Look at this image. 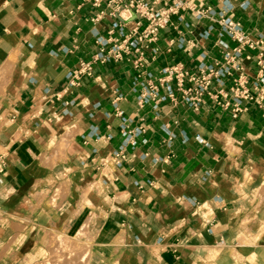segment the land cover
<instances>
[{
    "label": "crops",
    "instance_id": "crops-1",
    "mask_svg": "<svg viewBox=\"0 0 264 264\" xmlns=\"http://www.w3.org/2000/svg\"><path fill=\"white\" fill-rule=\"evenodd\" d=\"M135 1L172 3L0 0V264H47V233L75 236L87 221L86 264H264V101L242 100L234 114L229 91L241 73L254 93L257 51L245 47L240 69L208 87L223 95L206 92L196 107L180 102L175 78L159 82L169 66L198 75L221 62L222 45L237 46L221 33L225 19L264 37V0H203L213 15H171L172 26L141 43L143 66L132 47L118 61H93L144 29ZM81 62L90 74L71 85ZM147 72L165 98L139 106ZM191 86L185 78L182 89Z\"/></svg>",
    "mask_w": 264,
    "mask_h": 264
},
{
    "label": "built area",
    "instance_id": "built-area-1",
    "mask_svg": "<svg viewBox=\"0 0 264 264\" xmlns=\"http://www.w3.org/2000/svg\"><path fill=\"white\" fill-rule=\"evenodd\" d=\"M114 3L120 0H112ZM170 0H163V2H169ZM194 0H171V4L167 6V8L163 10H155L152 5H149L142 1H135L134 3V12L140 17L144 18L147 21L144 29L142 31H138V28L131 30L129 35L133 36V39L129 42L126 41L127 35L123 40L118 42L117 45H113L110 50L104 52L101 48L97 54L93 56V61H98L101 63L108 62L110 60L118 61L122 59L123 53H127L128 47H132L135 51H139L141 49V43L143 41L153 42L156 40V35L158 30L165 28L168 25L172 26L171 15H176L179 11H184L186 9L190 10L192 14L196 18H202L204 16L213 15L214 12L210 8L202 9V1L200 2L197 9L194 10L193 5ZM181 16H179V19ZM222 31L221 33H227L234 41L237 42V46L229 51L225 44L222 45L223 50V60L221 62L217 61L213 64L207 66L205 71L200 72L198 75L189 74L187 71H184L182 68H178L175 66H169L164 68L163 77L159 79L160 83H168L173 78L176 79L177 87L181 91L182 96L180 102L186 103L189 106L196 107L199 104V101L204 93H208L209 96L213 100H218L219 95H223L221 90H218L214 93L208 92V87L212 81H215L217 86H221L224 84L223 77L230 76L232 72L240 69L239 57L241 55V51L247 47L253 50H256L255 62L258 67L257 73L255 75L254 81L252 82V88L254 89V93H251L247 87V77L244 74H239L236 78L232 79V85L229 88V91L232 92L233 98L236 101L233 104V113L236 114L243 108L240 103L242 100L253 101L257 105L261 106L262 101H264V76H262V71H264V37L259 36L258 38H251L244 31H242L238 24L228 22L225 19L224 23L221 25ZM113 27H118L120 33L122 34L123 26H120L117 23L113 24ZM142 52L139 51V56L137 59L133 61V65L135 68L143 66L145 63L144 60L141 59ZM91 66L90 62L83 63L81 62L74 70H72L69 74V83L71 85H76L77 80L80 78L82 74H90ZM145 76V77H143ZM143 78L147 79L145 86L148 89V93L140 92L137 96V104L142 106L145 102L150 99H154L158 96L157 86L153 83L152 74L147 72L143 74ZM140 75H136L133 79L134 87L141 84L142 88L145 86L143 82H139ZM187 78L189 82L192 83V86L187 89H182V85L184 79ZM133 87V90L135 88ZM167 96L172 97L171 89L168 85H166ZM164 97L159 98L164 99ZM114 101H118L122 99L121 94H117L114 98ZM221 106H228L227 102L220 103ZM125 127H122L124 130ZM126 134V132H124ZM115 159L118 157L120 159L124 158L122 154V150H119L115 155ZM116 162V161H115Z\"/></svg>",
    "mask_w": 264,
    "mask_h": 264
},
{
    "label": "bare ground",
    "instance_id": "bare-ground-1",
    "mask_svg": "<svg viewBox=\"0 0 264 264\" xmlns=\"http://www.w3.org/2000/svg\"><path fill=\"white\" fill-rule=\"evenodd\" d=\"M38 109V108H37ZM40 110V109H39ZM33 115V114H32ZM31 125V124H30ZM74 129V128H73ZM68 130H70V129H68ZM72 130V129H71ZM76 130V129H75ZM70 133H74L75 131H69ZM68 133V131L66 132V133H63V134H67ZM72 133V134H73ZM65 135H62V136H64L65 137ZM71 135V134H70ZM69 135V133H68V136L67 137H69L70 136ZM62 136H61V138H62ZM71 136H73V135H71ZM72 137H70V139H71ZM54 139V138H53ZM52 139V140H53ZM60 140V139H59ZM66 140H69V139H66ZM49 142H51V141H49ZM62 142V143H61ZM63 142H65L64 144H66L67 142L66 141H64V139H63V141H60V143H61V145H63ZM59 143V142H58ZM71 143V142H70ZM58 146H59V144H58ZM66 146V145H65ZM61 148H62V146H61ZM64 148V147H63ZM47 150V149H46ZM109 155V154H108ZM47 158V157H46ZM41 159H42V157H41ZM110 162V161H109ZM104 169H105V167H104ZM112 170V169H111ZM104 170H102V172H103ZM101 172V173H102ZM109 172V171H108ZM106 173V172H105ZM111 176V175H110ZM112 178V177H111ZM109 179V178H108ZM93 181V180H92ZM86 184H88V183H86ZM95 184V183H94ZM100 186V185H99ZM64 187H65V184H64ZM83 187V186H82ZM91 187V186H90ZM97 187V186H96ZM88 188H89V186H88ZM62 189V188H61ZM85 189V188H84ZM91 190H92V188H90ZM63 190H64V188H63ZM89 189H87V190H85V191H88ZM58 191V190H57ZM65 191V190H64ZM67 191V190H66ZM98 191V190H97ZM82 192H84V191H82ZM85 193V192H84ZM83 196H84V194H82ZM81 195V196H82ZM82 202H83V199L81 200ZM88 203H90L89 201H88ZM86 204H87V202H86ZM90 205V204H89ZM91 206L93 207V205L91 204ZM87 222H89V221H87ZM87 222H86V224H84L83 225V227L79 230V231H77V234L75 235V236H70V235H67L66 233H64V232H59V231H49V233H50V235H51V239H52V241H53V244H54V247H53V249L55 250H53L52 251V253H53V256H57V255H59L60 256V259H58V261H59V263L60 262H62L63 264L64 263H66L67 262V260L65 259L66 258V256H69L68 258H71V257H73V258H76L77 259V262H79V263H87V261H85L84 262V260H85V258L89 255L90 256V249H89V247H90V245H91V243H90V241H89V238H88V235H87V233H86V230H87V225L89 224H87ZM225 244L224 245H222V246H220V248H221V250H223L224 248H225ZM235 249V248H234ZM231 252H234V254L238 257L239 256V254L238 253H236L235 251H231ZM64 255H66L64 258H63V256ZM233 255V254H232ZM239 258V257H238ZM115 262H117V261H115ZM58 263V262H57ZM62 263H60V264H62Z\"/></svg>",
    "mask_w": 264,
    "mask_h": 264
},
{
    "label": "rangeland",
    "instance_id": "rangeland-1",
    "mask_svg": "<svg viewBox=\"0 0 264 264\" xmlns=\"http://www.w3.org/2000/svg\"><path fill=\"white\" fill-rule=\"evenodd\" d=\"M17 228H21L19 225L17 226ZM48 234V236H47V239H48V241L51 239L50 238V234L49 233H47ZM52 240V239H51ZM240 241H242V242H244L242 239L240 240ZM246 242H247V240H246ZM51 242L49 241V244H50ZM53 251V250H52ZM52 251L51 252H49L50 253V256H51V259L49 260V262H47V264H53V262H54V260H56V261H58V259H60V256L59 255H57V256H53V253H52ZM66 255H64L63 256V258L65 257ZM69 256H66V260L67 261H70V259H72L73 257H71V258H68ZM88 258H89V255L85 258V260H84V262L85 261H87L88 260ZM69 264V263H68ZM81 264H85V263H81Z\"/></svg>",
    "mask_w": 264,
    "mask_h": 264
}]
</instances>
